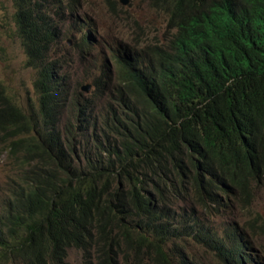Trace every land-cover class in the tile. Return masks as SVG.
<instances>
[{
    "label": "trees",
    "instance_id": "trees-1",
    "mask_svg": "<svg viewBox=\"0 0 264 264\" xmlns=\"http://www.w3.org/2000/svg\"><path fill=\"white\" fill-rule=\"evenodd\" d=\"M65 1L15 0L37 101L18 105L0 82L15 170L0 189V264H68L71 250L82 264H200L191 245L264 264L253 228L210 222L264 189V0H148L170 38L118 48L117 75L105 64L90 98L55 57L66 10L77 49L93 48Z\"/></svg>",
    "mask_w": 264,
    "mask_h": 264
},
{
    "label": "rangeland",
    "instance_id": "rangeland-1",
    "mask_svg": "<svg viewBox=\"0 0 264 264\" xmlns=\"http://www.w3.org/2000/svg\"><path fill=\"white\" fill-rule=\"evenodd\" d=\"M76 2L77 16L87 19L91 26L87 35L92 39L91 50H78L75 45L80 33L70 28L71 13L66 10L64 16L65 36L59 41L55 50L57 58L63 60L61 71L67 75L71 89L80 84H91L93 77H100L107 64L113 77L117 75V67L112 54L122 46L140 50L155 47L167 42L172 34L168 27V16L156 9L148 0H66L67 5ZM125 2L124 3H122ZM63 9L64 5H59ZM75 11V13H76ZM15 0H0V82L6 94L18 105L28 107L36 104L37 94L34 87L36 71L27 68L26 54L15 25ZM75 16V14H74ZM95 88L85 93L90 98ZM10 154L4 138L0 137V189L13 176ZM236 223L253 228L249 231L257 254L264 262V189L261 190L250 209H242L235 203L232 213ZM259 216V217H258ZM208 219V218H207ZM228 216L211 219L217 227L224 229ZM258 222H255V220ZM192 257L200 264H223L217 255L196 245L190 246ZM68 264H82L81 253L69 252ZM152 264V263H149ZM258 264V263H257Z\"/></svg>",
    "mask_w": 264,
    "mask_h": 264
},
{
    "label": "bare ground",
    "instance_id": "bare-ground-1",
    "mask_svg": "<svg viewBox=\"0 0 264 264\" xmlns=\"http://www.w3.org/2000/svg\"><path fill=\"white\" fill-rule=\"evenodd\" d=\"M213 133H214V132H213ZM209 139H210V138H209ZM189 153H190V152H189ZM193 153H194V152H193ZM190 154H191V153H190ZM191 156H192V155H190V157H191ZM228 174H229V172H228ZM228 174H227V175H228ZM234 175H235V174H234ZM225 176H226V175H225ZM224 179H225V178H224ZM227 181H228V180H227ZM218 187H219V186H218ZM199 189H201V188H199ZM185 191H186V190H185ZM201 191H202V190H201ZM194 200H195V199H194ZM220 216H223V215H220ZM216 217H219V216L211 217L210 220H211V219H214V218H216ZM234 220H235V219L233 218V215L231 214L230 217H229V219H228V223H229V222H232V221H234ZM214 226L217 227L216 225H214ZM235 234H236V233H235ZM237 240H238V239H237ZM252 255H253V254H252ZM253 256H254V255H253ZM254 257H255V256H254ZM255 261H256V260H255ZM255 263H256V262H255Z\"/></svg>",
    "mask_w": 264,
    "mask_h": 264
},
{
    "label": "water",
    "instance_id": "water-1",
    "mask_svg": "<svg viewBox=\"0 0 264 264\" xmlns=\"http://www.w3.org/2000/svg\"><path fill=\"white\" fill-rule=\"evenodd\" d=\"M125 4V2H123ZM92 85L91 84H85L81 87L82 91L85 93H89L91 91Z\"/></svg>",
    "mask_w": 264,
    "mask_h": 264
},
{
    "label": "clouds",
    "instance_id": "clouds-1",
    "mask_svg": "<svg viewBox=\"0 0 264 264\" xmlns=\"http://www.w3.org/2000/svg\"><path fill=\"white\" fill-rule=\"evenodd\" d=\"M122 3H123V1H122Z\"/></svg>",
    "mask_w": 264,
    "mask_h": 264
}]
</instances>
